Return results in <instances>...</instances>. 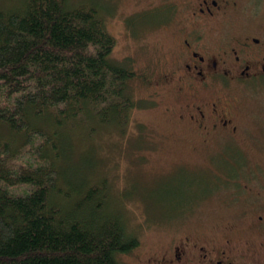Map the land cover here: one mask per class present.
Listing matches in <instances>:
<instances>
[{
  "label": "trees",
  "instance_id": "trees-1",
  "mask_svg": "<svg viewBox=\"0 0 264 264\" xmlns=\"http://www.w3.org/2000/svg\"><path fill=\"white\" fill-rule=\"evenodd\" d=\"M13 3L0 8V264H121L139 242L93 176L92 141L124 132L137 74L91 4ZM210 177L208 193L226 189Z\"/></svg>",
  "mask_w": 264,
  "mask_h": 264
},
{
  "label": "flooded vegetation",
  "instance_id": "flooded-vegetation-1",
  "mask_svg": "<svg viewBox=\"0 0 264 264\" xmlns=\"http://www.w3.org/2000/svg\"><path fill=\"white\" fill-rule=\"evenodd\" d=\"M158 2L154 17L172 45L150 89L167 130L158 136L169 148L226 154V223L172 230L150 264H264V105L255 103L264 96V0Z\"/></svg>",
  "mask_w": 264,
  "mask_h": 264
},
{
  "label": "rangeland",
  "instance_id": "rangeland-1",
  "mask_svg": "<svg viewBox=\"0 0 264 264\" xmlns=\"http://www.w3.org/2000/svg\"><path fill=\"white\" fill-rule=\"evenodd\" d=\"M13 2L0 0V8L11 7ZM83 2L100 11L106 29L115 38L112 57L128 60L137 74L132 85L138 108L132 111L124 132L114 127L93 132V176L105 180L117 206L119 199L123 201L118 207L139 242L137 248L119 256L120 263L150 264L172 230H204L213 222L226 223V189L208 193L214 187L210 176H226V155L216 152L200 156L185 147L162 146L158 134L167 130L155 110L161 102L155 104L156 95L150 89L157 87L155 79L163 71H158L159 65L166 67L172 45L167 35L170 27L161 26L154 17V5L160 1L70 0L71 5ZM171 17L167 21L173 23ZM237 89L243 91L245 87L239 84ZM255 103L260 109L264 96L258 95ZM86 170L83 172L89 174ZM15 191L19 193L21 188Z\"/></svg>",
  "mask_w": 264,
  "mask_h": 264
}]
</instances>
